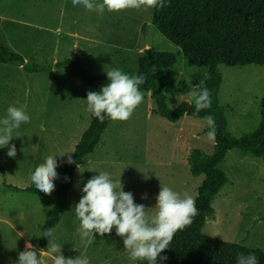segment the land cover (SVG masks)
Masks as SVG:
<instances>
[{
  "label": "rangeland",
  "instance_id": "374dc122",
  "mask_svg": "<svg viewBox=\"0 0 264 264\" xmlns=\"http://www.w3.org/2000/svg\"><path fill=\"white\" fill-rule=\"evenodd\" d=\"M152 13L153 8L99 14L83 6H73L72 0H0V15L39 24L59 22L63 28L57 38L63 41L66 36L67 42H61L50 57L30 58L28 46L16 43L28 64H53L77 55L92 75H106L107 71L119 68L134 76L144 50L143 43L145 48L173 53L176 59L171 69L173 79L177 87L187 88V93L173 92L166 96L167 107L174 109L182 101L192 102L188 93L200 88L207 70L188 64L180 47L164 38L152 24ZM6 27V22L0 23V39L8 48ZM16 28L17 31L23 28L38 31L18 24ZM66 31L90 39L83 40L74 34L69 37ZM74 40L77 42L73 46ZM218 70L222 74L218 98L225 107L227 130L234 137L254 130L260 121L264 64H220ZM88 91L94 89L71 77L67 66L56 68L54 72H28L15 62L0 63V118L6 115L9 106L21 105L26 106L30 117V122L14 131L13 135L20 136L0 148V264H17L18 254L26 250V241L38 255L40 250L47 249L49 239L43 247L38 246L36 240L42 235L40 225L54 200L5 185L34 186L30 174L45 157L56 155V187L59 170L70 155L60 154L73 150L89 124L90 113L86 111L85 100ZM141 92L143 102L131 118L111 121L94 150L79 164V170L84 171L76 169L74 172L66 205L52 228L55 242L61 245V254L66 258L82 255L88 257L90 264H136L129 259L123 240L114 228L103 236L94 233L91 244L82 240L77 232L79 220L75 205L83 195L81 189L100 171H108L113 179L120 176L122 190L131 192L134 202L143 204L149 215L155 212L160 185L195 199L204 176L190 174L187 155L192 148L206 153L212 151L214 140L204 132L206 118L184 115L177 122L168 121L157 114L149 92ZM12 145L16 147L15 157L7 155ZM219 167L231 182L215 196L214 214L206 219L203 232L264 250V158L233 148L227 151ZM41 254L46 257L44 264H52L50 254L46 251ZM156 264H160V258Z\"/></svg>",
  "mask_w": 264,
  "mask_h": 264
},
{
  "label": "trees",
  "instance_id": "16d2710c",
  "mask_svg": "<svg viewBox=\"0 0 264 264\" xmlns=\"http://www.w3.org/2000/svg\"><path fill=\"white\" fill-rule=\"evenodd\" d=\"M165 3L164 7L153 8L151 22L164 38L180 47L188 64L206 68L207 76L200 88L203 86L210 91L211 106L200 112L195 110L193 102L187 101H182L174 109L167 107L166 95L173 92L187 93V88L183 90L177 87L173 79L171 69L176 59L171 52L152 48L141 52L136 75H143L144 83L139 89L149 92L159 116L171 122H177L184 115L206 119L212 116L216 123V133L211 152L192 148L187 155L190 174L204 176L194 199L198 215L190 226L178 231L169 247L160 253V264H237V256L248 253H254L258 264H264L263 249L224 241L203 232L206 219L214 214L212 203L215 196L225 184L231 182L219 167L227 151L237 148L243 153L264 158V94L260 100L258 126L238 137L232 136L227 130L225 107L218 98L222 82L218 65L264 64V0H165ZM0 62H17L28 72L51 71L67 66L71 77L78 78L94 91H99L102 85L108 83L106 75H92L77 55L53 64H28L19 53L9 50L1 39ZM110 121L106 117L101 123L90 114L89 124L76 142L74 152L70 154L74 163L66 162L60 169L58 183L51 195H45L34 186L20 188L5 185L10 189L54 199L47 218L40 225L42 234L44 230L56 226L67 202L76 165L94 150ZM208 131L206 124L204 132ZM48 239L41 236L36 242L43 247ZM136 264H147V261H136Z\"/></svg>",
  "mask_w": 264,
  "mask_h": 264
},
{
  "label": "clouds",
  "instance_id": "9594fccd",
  "mask_svg": "<svg viewBox=\"0 0 264 264\" xmlns=\"http://www.w3.org/2000/svg\"><path fill=\"white\" fill-rule=\"evenodd\" d=\"M73 6H83L88 11L103 14L119 13L125 10H148L166 6L165 0H72ZM108 83L102 85L99 91H88L86 97V111L101 123L107 117L112 121H127L135 109L143 102V93L139 86L144 83L143 75H129L119 68L106 72ZM188 96L195 105V110L210 108L211 93L206 87L192 89ZM26 106H9L6 115L0 118V148L9 145L23 123L30 122ZM206 124L209 128L207 136L215 139L216 123L212 116H208ZM43 126H42V129ZM64 152L60 155H64ZM7 155L16 156V147H8ZM55 156H47L30 174V181L45 195H51L55 189L54 180L58 177ZM67 163L74 160L71 155ZM77 170L80 165L77 164ZM127 167V166H126ZM83 195L75 205V215L79 220L77 232L87 244L93 243L94 233L101 236L110 234L115 229L117 236L123 240V248L131 261H147L156 264L160 253L166 250L175 234L190 226L198 209L193 197L174 191L168 186H161L156 196L155 212L149 215L143 204L134 202L131 192L122 190L120 176L113 179L108 171H100L84 183L81 189ZM145 198V197H142ZM49 238L46 250H40L39 255L33 250L31 243H25L24 251L18 254L17 264H44L46 257L41 253L46 251L51 255L52 264H90L87 256L66 258L61 254V245L54 239V229L44 230L41 235ZM43 257V258H42ZM166 259V257H162ZM237 264H258L254 253L239 254Z\"/></svg>",
  "mask_w": 264,
  "mask_h": 264
},
{
  "label": "crops",
  "instance_id": "0c3cea01",
  "mask_svg": "<svg viewBox=\"0 0 264 264\" xmlns=\"http://www.w3.org/2000/svg\"><path fill=\"white\" fill-rule=\"evenodd\" d=\"M48 2L49 1L45 2V4H47ZM49 6H51V5H49ZM1 22H6V26L7 27L5 28V34L8 36V40H9V43H8L9 45L7 44L9 50H12V51L14 50L15 52L18 51L17 53L20 54L21 52L17 49L19 47H18V45H16V43H25L28 46L29 50H30V52H29L30 58H43V57H46V56L47 57L53 56L57 52V50L59 49V44L61 42L62 43L67 42L65 40L66 36L63 38V41H60L59 38H57L58 34H60L62 32V29H63L59 22L56 23L55 25L47 24L48 22H44V23H40L39 24V23H36V22H31V21H24V20H21V19H18V18H14L11 15H5V14L4 15L3 14L0 15V23ZM16 24L22 25V26H24L26 28L37 29L38 31L35 32L34 30H29V29H24V28L22 30L17 31ZM65 33L68 36L71 35V34H74L77 37H81V39H83V40L84 39L85 40H89L90 39V38H87V36L85 37V36L78 35V33H76V32L72 33V32L66 31ZM69 37H71V36H69ZM68 39L71 41L70 38H68ZM76 42H77L76 40L73 41V46H74V44ZM46 52L47 53L50 52L49 55L46 54ZM22 57H23V59L26 62V57L25 58H24V56H22ZM0 63H2V62H0ZM8 63H10V62H8ZM15 63H17V62H15ZM3 64L6 65L7 63H3ZM19 67L22 68V65L19 64ZM54 71H55V69L52 70V72H54ZM179 93H181V92H179ZM89 154H87L85 157H87ZM66 162H67V159L64 161L63 165ZM63 165H62V167H63ZM76 169H77V167H76ZM59 172H60V170H59ZM73 176H74V174H73ZM26 242H28V241H26Z\"/></svg>",
  "mask_w": 264,
  "mask_h": 264
},
{
  "label": "water",
  "instance_id": "95a60500",
  "mask_svg": "<svg viewBox=\"0 0 264 264\" xmlns=\"http://www.w3.org/2000/svg\"><path fill=\"white\" fill-rule=\"evenodd\" d=\"M145 46H146L145 43H143L141 48L146 49Z\"/></svg>",
  "mask_w": 264,
  "mask_h": 264
}]
</instances>
